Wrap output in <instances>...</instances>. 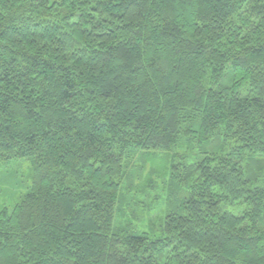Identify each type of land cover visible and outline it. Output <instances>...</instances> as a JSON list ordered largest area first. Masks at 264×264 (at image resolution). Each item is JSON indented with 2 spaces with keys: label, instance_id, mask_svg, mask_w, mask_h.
<instances>
[{
  "label": "trees",
  "instance_id": "trees-1",
  "mask_svg": "<svg viewBox=\"0 0 264 264\" xmlns=\"http://www.w3.org/2000/svg\"><path fill=\"white\" fill-rule=\"evenodd\" d=\"M0 190V264H264V0H0Z\"/></svg>",
  "mask_w": 264,
  "mask_h": 264
},
{
  "label": "rangeland",
  "instance_id": "rangeland-1",
  "mask_svg": "<svg viewBox=\"0 0 264 264\" xmlns=\"http://www.w3.org/2000/svg\"><path fill=\"white\" fill-rule=\"evenodd\" d=\"M158 164H162V162L158 161ZM23 172H26L27 171V165L26 164H23L21 166ZM150 167H147L146 169V172H145V175L146 173L149 171ZM20 170L17 171V176L20 177ZM154 181H156L158 183V180H156L155 178L153 179ZM161 193V188L160 187H155L153 190H149V189H146L144 191H139V192H136L135 190V193L133 194V198L134 199H137V200H149V199H146L147 197L150 198L152 196H155L157 194ZM11 197H14L13 194H8V196H4L2 194V190H0V206H8L10 202V199ZM12 200H15V199H12ZM156 222V221H155Z\"/></svg>",
  "mask_w": 264,
  "mask_h": 264
}]
</instances>
